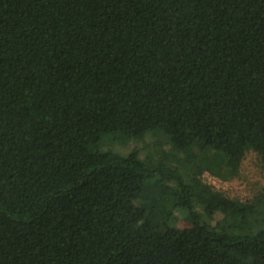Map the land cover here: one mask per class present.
<instances>
[{"label": "trees", "instance_id": "1", "mask_svg": "<svg viewBox=\"0 0 264 264\" xmlns=\"http://www.w3.org/2000/svg\"><path fill=\"white\" fill-rule=\"evenodd\" d=\"M249 150L264 0H0V264H264V190L201 178Z\"/></svg>", "mask_w": 264, "mask_h": 264}, {"label": "rangeland", "instance_id": "2", "mask_svg": "<svg viewBox=\"0 0 264 264\" xmlns=\"http://www.w3.org/2000/svg\"><path fill=\"white\" fill-rule=\"evenodd\" d=\"M161 146L163 148H168V143L164 142L161 134H159L158 137L149 134L144 140H130L127 143H122L112 137H104L101 141V148L104 149L112 147L123 152L137 147L140 150L141 156L148 155L150 157L158 154ZM201 178L204 182L212 184L216 189L223 191L229 197L241 201H248L264 190V172L261 166V160L252 150L246 152L241 162L239 173L233 179H222L207 171L201 174ZM154 181L156 180H151L150 183ZM162 183L163 188L160 190V192H162L161 198H164L165 195L170 197L168 193L172 191V184L166 181ZM162 208L164 207L162 206ZM158 213H160V211L157 209V214ZM216 217H220V214L218 213Z\"/></svg>", "mask_w": 264, "mask_h": 264}]
</instances>
